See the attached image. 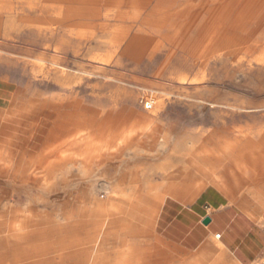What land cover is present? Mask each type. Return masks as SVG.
Returning a JSON list of instances; mask_svg holds the SVG:
<instances>
[{"label": "rangeland", "instance_id": "obj_1", "mask_svg": "<svg viewBox=\"0 0 264 264\" xmlns=\"http://www.w3.org/2000/svg\"><path fill=\"white\" fill-rule=\"evenodd\" d=\"M235 1H226L232 11L214 20L220 33L210 37L209 21L187 7L156 13L139 0H0V264H93L109 233L113 243L103 249L109 264L127 263L116 237L141 243L147 256L156 245L157 264H187L178 250L197 255L206 244L207 263L217 255L235 264L217 238L187 251L161 238L156 222L148 224L167 194L165 175L185 170L200 149L264 145V25L244 46L233 27ZM55 101L63 106L64 130L47 141ZM107 123L137 125L152 136L119 156L98 143L103 150L86 167L88 137ZM46 147L56 151L41 160ZM49 163L53 186L36 189L29 180L44 184ZM137 173L140 182L132 185ZM225 179L230 200L264 226V180ZM199 185L214 186L190 182L186 198L164 203L193 201Z\"/></svg>", "mask_w": 264, "mask_h": 264}, {"label": "bare ground", "instance_id": "obj_2", "mask_svg": "<svg viewBox=\"0 0 264 264\" xmlns=\"http://www.w3.org/2000/svg\"><path fill=\"white\" fill-rule=\"evenodd\" d=\"M226 1L227 0H139V4H142L145 7L151 6L153 11L156 12V13H159V12L160 13L161 12L172 13L174 9H180L181 7H184L183 10H185L186 7H187V9L189 10V13H192L194 16H197V17L200 16V17L204 18L205 20L207 19L209 21L208 24L211 25V31L209 32V36L212 37V36H215L218 33H220L219 30L221 28L220 24L219 23H215V21L219 20V19L223 20L225 15L228 14L227 12L232 11V7H231L226 12L225 8L228 7V6L225 5ZM235 2H236V4H235L236 6L238 4V7H237L238 8V13H237L238 14V20L236 21L237 23H234V24L232 23V24H233V27L236 28L235 30H238V41L239 40H244L243 41L244 42L243 45L247 46L252 41H254L253 40V35H255L257 30L261 26L264 25V0H236ZM237 8H236V10H237ZM101 31H103V30H101ZM230 32H232V31H230ZM131 40H132V38H131ZM234 42H235V40H234ZM223 43L225 44V42H223ZM138 44H140V42H138ZM159 44H158V47H159ZM226 45H228V43ZM214 49H217V48L215 47ZM38 61H40V60H38ZM4 105H3V107H4ZM50 107L57 113V118H56V120L54 122V125L52 124L53 126H52V129L50 130V132L48 134L47 141H50L51 139H53V140L56 139L57 135L64 130V126H63V124H64L63 106L58 101H55V102L50 103ZM148 118H150V117H148ZM81 124H82V121H81ZM77 127H79V126H77ZM155 127H154V129H155ZM163 127H165V126H163ZM151 136H152V134L145 135V131L142 128H139L137 125L133 126V127H128V126H126L125 123L122 124V125H120V124L118 125L116 123H107L106 125L99 127L97 130L94 131L93 135L88 137L89 141H88V146L86 148V155H84L85 158H84V162L83 163L85 164L86 167H88V166L91 165V163L95 159L99 158L98 153H96V155H94V152H97V151L100 152V150H103V148H102L103 145H100V148H98L97 147L98 143H100V144L104 143V145L106 147V150H109L114 155L119 156L125 151V148L127 146H132V145L138 144V147H140L142 143H148L147 142V137H151ZM167 137H169V136H167ZM62 139H64V138L62 137ZM60 142H62V141H60ZM95 142H97V143H95ZM230 144L232 145V143H230ZM1 148H2V146H0V150H1ZM55 151H56L55 147L54 148L51 147V149L49 147H46L41 160L47 159V157L49 155H51V154H54ZM2 155L3 154L0 151V161H1ZM75 156H76V154H75ZM101 156H103V155H100V159H101ZM194 157L196 158V160L193 161V162L189 161L188 164L185 165L186 166L185 170H181L180 169L179 171H171V172H169V173H167L165 175L166 176L165 178H166V181H167V187H166L165 191L168 194H171L172 192H175V191H179L180 189H182L183 185H185L186 183L191 182L192 180H194L197 177V175H204V174H208V173H215L216 174L217 172H220L222 176L226 174V175H228L231 178L237 179L241 183H244L245 178H247L249 176L259 175L260 178L264 177V145L249 147L247 149L241 150V152L236 151L235 149H231L229 147L226 148V147L221 146V145H214L213 147H210V148H205L204 147V148L200 149V151H198L197 155H195V156L193 155V158ZM51 158H53V157H51ZM100 162H101V160H100ZM6 166L12 168L13 163H12V165L7 163ZM45 169H46V173L47 174L45 175L44 184H41V182L38 181L34 177L29 180L30 181L29 184H31L36 189H39V188L47 189V190L50 189L53 186L52 185L53 184V174L55 172V167H54V165L52 163H49L48 166L46 165ZM176 169L177 168H175L174 170H176ZM71 170L72 169H70V171ZM203 177H205V176H203ZM126 179L127 178L125 176L122 177V179H121V181L119 183V187L123 188V186L127 182ZM131 182H132V185H137L140 182V176L138 175V173L136 175H134V177L132 178ZM121 191H122L121 195L124 197L125 196V194H124L125 189L124 190L121 189ZM77 195H79V194H77ZM143 203L144 202L142 200V201H140L139 205H142ZM242 207L254 219H256L257 215L255 214L254 211L249 210L248 207L246 205H244V204H242ZM95 212H97L98 215L99 214L101 215L103 212H105V209H103V208H95ZM135 217H136L135 221L138 224H140V225L141 224L142 225L146 224V223H144V219H146V217H144V216H135ZM128 218H129V216H128ZM130 219H132V218H130ZM148 224H150V223L148 222ZM11 229H14V225H11ZM3 231H5V230H3ZM100 235H101V233H100ZM142 235H143L142 232L139 233V239L140 240L144 239ZM110 236H111L110 233L106 234L104 239L102 241H100V243L98 244L97 252H96V256L94 258V263L93 264H109L107 262L108 261L107 260V255H105L103 253V249L105 247H108L110 244L113 243V242L112 243L110 242L111 241ZM116 238H118V239L121 238V239H119V241H120V244H121V248L123 250L120 251L119 254L121 256L125 257V259L127 260L126 264H143L142 263L143 261L146 262V263L148 262L149 264H157L158 263L160 256H159V252L157 250L156 245H155V248L153 250V253H151L150 256H147L148 253H147L146 247L143 246L141 243L139 244L137 241L131 242L130 239H128V237H116ZM132 240H134V239H132ZM125 259H124V262L126 261ZM147 259H149V260H147Z\"/></svg>", "mask_w": 264, "mask_h": 264}, {"label": "crops", "instance_id": "obj_3", "mask_svg": "<svg viewBox=\"0 0 264 264\" xmlns=\"http://www.w3.org/2000/svg\"><path fill=\"white\" fill-rule=\"evenodd\" d=\"M254 176L260 178L259 175ZM225 178L231 179L226 174L222 176L220 172L197 175L193 181L204 180L214 186L204 189L203 185H199L190 196L196 198L189 203L164 201L166 197L186 198L190 182L179 191L167 193L160 207L150 217V225L156 222L155 229L161 238L187 251H197L216 238V235H220L216 246L227 252L235 264H253L264 257V226L246 211L251 218L242 205L241 208L230 200L227 196L230 187ZM261 178L264 180V177ZM207 219L208 222H205ZM211 253V245L206 244L197 255H187L178 250L177 256L187 264H224L217 255L213 256L211 263H207Z\"/></svg>", "mask_w": 264, "mask_h": 264}, {"label": "built area", "instance_id": "obj_4", "mask_svg": "<svg viewBox=\"0 0 264 264\" xmlns=\"http://www.w3.org/2000/svg\"><path fill=\"white\" fill-rule=\"evenodd\" d=\"M147 104V103H146ZM148 106V104H147ZM151 106V105H150ZM216 238H220V235H216ZM253 264H264V257L261 258L260 260H258L257 262L253 263Z\"/></svg>", "mask_w": 264, "mask_h": 264}, {"label": "water", "instance_id": "obj_5", "mask_svg": "<svg viewBox=\"0 0 264 264\" xmlns=\"http://www.w3.org/2000/svg\"><path fill=\"white\" fill-rule=\"evenodd\" d=\"M205 222H208V219Z\"/></svg>", "mask_w": 264, "mask_h": 264}]
</instances>
